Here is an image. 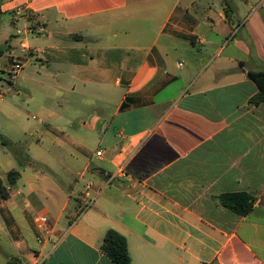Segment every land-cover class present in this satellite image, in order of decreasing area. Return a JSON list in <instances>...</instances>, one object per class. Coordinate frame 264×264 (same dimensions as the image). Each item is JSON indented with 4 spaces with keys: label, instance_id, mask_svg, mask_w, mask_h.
<instances>
[{
    "label": "crops",
    "instance_id": "crops-1",
    "mask_svg": "<svg viewBox=\"0 0 264 264\" xmlns=\"http://www.w3.org/2000/svg\"><path fill=\"white\" fill-rule=\"evenodd\" d=\"M260 3L247 16L237 0H4L24 29L0 70L30 59L54 67L67 83L58 99L70 94L67 126L80 130L65 134L85 150L60 162L73 181L16 150L20 171L0 163L14 245L5 264H115L101 248L111 230L127 239L131 264H264V103H251L259 89L248 76L264 71ZM123 165L127 182L106 186L104 171ZM88 186L95 200L81 213ZM238 193L255 200L248 216L221 204Z\"/></svg>",
    "mask_w": 264,
    "mask_h": 264
},
{
    "label": "rangeland",
    "instance_id": "rangeland-1",
    "mask_svg": "<svg viewBox=\"0 0 264 264\" xmlns=\"http://www.w3.org/2000/svg\"><path fill=\"white\" fill-rule=\"evenodd\" d=\"M254 10H250L248 3L237 0L242 7L244 15L255 12L256 5L264 3V0H251ZM4 0H0V47H7L10 43L11 35L18 30H23V25L12 24L14 15L4 12L2 8ZM264 13L262 9H258ZM246 27L242 31L247 43H251ZM24 37L20 36L15 45L21 50V42ZM32 48L37 46H31ZM254 53V51H253ZM59 85L66 87L67 83L63 79L58 80L54 76V67H43L40 61L28 60L24 69L14 78L7 71L0 70V163L3 171L14 169L20 171L21 166L14 155V150L21 158L31 161H45L46 165H55V172L63 180L73 181L72 177L63 173V166L60 162L72 164L74 156H80L70 143L55 135L49 127L58 129L69 135H76L79 128H69L67 123L72 119L70 105L65 102L69 97L68 92H64L63 99H58ZM77 106L73 108L78 111ZM80 131V130H79ZM6 140L11 146H5L1 141ZM8 158V159H6ZM6 159V160H5ZM10 163H8V162ZM26 165V164H25ZM49 167V166H48ZM81 171V167H78ZM49 173V170H46ZM3 228V229H2ZM3 219L0 215V264H5L9 255H14V245L8 236Z\"/></svg>",
    "mask_w": 264,
    "mask_h": 264
},
{
    "label": "trees",
    "instance_id": "trees-1",
    "mask_svg": "<svg viewBox=\"0 0 264 264\" xmlns=\"http://www.w3.org/2000/svg\"><path fill=\"white\" fill-rule=\"evenodd\" d=\"M6 50L7 47H0V57L4 55ZM117 54L119 55L118 58H121L122 51H117ZM248 76L251 80H253L256 83L259 89V93L251 100V103L260 105L264 103V71H260V72L249 71ZM49 130L58 137L62 138L64 141L70 143L77 150L81 152H85L83 147L75 143L64 132H61L58 129L52 127H49ZM19 163L21 166H23L20 160ZM19 175L20 173L18 171H12L9 173L8 177L11 186L15 185ZM1 192L4 198H9L10 193L6 191V189L1 188ZM220 200L223 207H225L226 209L230 210L231 212L239 216H248L252 212L255 203L253 197L246 193L224 194L220 196ZM83 211L84 208H82L81 213ZM101 248L103 252L115 264H131L132 262L128 249L127 239L116 231L111 230L106 234ZM9 264H15V263L11 262Z\"/></svg>",
    "mask_w": 264,
    "mask_h": 264
},
{
    "label": "built area",
    "instance_id": "built-area-1",
    "mask_svg": "<svg viewBox=\"0 0 264 264\" xmlns=\"http://www.w3.org/2000/svg\"><path fill=\"white\" fill-rule=\"evenodd\" d=\"M23 70V63L19 60L14 61V63L9 67V74L12 75L14 78ZM2 98V95L0 94V99ZM99 158H101L104 153L103 151H99L96 154ZM105 179H106V186H120L122 187L125 182L128 180V173L126 171L125 166L119 167L115 172L110 171H104L103 173ZM87 192L85 193V205H84V211L89 209L93 203L94 198L90 195L91 186H88ZM35 224L37 225V228L41 230L45 235L46 241H51L52 233L50 229L48 228L49 224V218L45 215H38L35 217ZM39 243H43V239H39ZM47 256H43L38 264H42L46 260Z\"/></svg>",
    "mask_w": 264,
    "mask_h": 264
}]
</instances>
